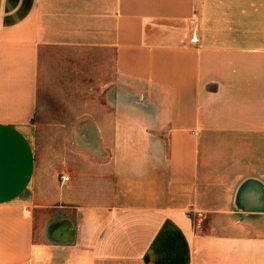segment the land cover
Masks as SVG:
<instances>
[{
    "label": "crops",
    "instance_id": "crops-1",
    "mask_svg": "<svg viewBox=\"0 0 264 264\" xmlns=\"http://www.w3.org/2000/svg\"><path fill=\"white\" fill-rule=\"evenodd\" d=\"M261 71L264 0H0V264H264Z\"/></svg>",
    "mask_w": 264,
    "mask_h": 264
},
{
    "label": "rangeland",
    "instance_id": "rangeland-1",
    "mask_svg": "<svg viewBox=\"0 0 264 264\" xmlns=\"http://www.w3.org/2000/svg\"><path fill=\"white\" fill-rule=\"evenodd\" d=\"M223 64L231 66L230 70L221 71V80H224L220 85L219 96L210 101V103L203 107L205 112H219V113H229L236 118L235 113H239L242 118L243 124H248L249 119L248 115L250 112L249 102L245 99L251 93V88L248 82L254 79V71H252L254 63L261 65V61H255L253 58H224L221 61ZM257 79H264V72L261 71L257 73ZM211 89L215 88V85L210 87ZM232 117V116H231ZM229 120L225 121L228 122ZM215 122L214 120H209L206 122L205 126L209 127L211 123ZM232 142H236V147L239 145L241 148L235 152H221L220 154H228L230 159L240 157L243 163L249 158V150L251 147V137L247 134H243L240 137H229ZM262 137H258L260 139ZM240 142V144H239ZM264 146V137L263 140H259V146Z\"/></svg>",
    "mask_w": 264,
    "mask_h": 264
},
{
    "label": "built area",
    "instance_id": "built-area-1",
    "mask_svg": "<svg viewBox=\"0 0 264 264\" xmlns=\"http://www.w3.org/2000/svg\"><path fill=\"white\" fill-rule=\"evenodd\" d=\"M189 41L192 43V42H194V39L191 38ZM62 179H63V180H66L67 178H62ZM197 227H198V225L195 224V225H194V228H197Z\"/></svg>",
    "mask_w": 264,
    "mask_h": 264
}]
</instances>
